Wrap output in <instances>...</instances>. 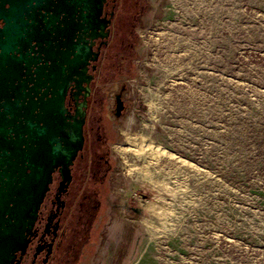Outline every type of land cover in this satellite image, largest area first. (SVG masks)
Wrapping results in <instances>:
<instances>
[{
	"label": "rangeland",
	"instance_id": "1",
	"mask_svg": "<svg viewBox=\"0 0 264 264\" xmlns=\"http://www.w3.org/2000/svg\"><path fill=\"white\" fill-rule=\"evenodd\" d=\"M145 6L86 264H264V0ZM126 132L198 170L120 153Z\"/></svg>",
	"mask_w": 264,
	"mask_h": 264
},
{
	"label": "water",
	"instance_id": "2",
	"mask_svg": "<svg viewBox=\"0 0 264 264\" xmlns=\"http://www.w3.org/2000/svg\"><path fill=\"white\" fill-rule=\"evenodd\" d=\"M33 1L0 6L1 13L8 12L0 15V264L24 249L52 172L59 166L67 170L82 148L83 120L67 121L64 99L68 83L83 75L90 57L86 39L102 29L97 0H59L51 15L43 7L41 16L48 17L43 46L34 32L25 31L24 41L37 43L30 52L39 53L28 57L29 46H18L23 26L17 23H27L20 10Z\"/></svg>",
	"mask_w": 264,
	"mask_h": 264
},
{
	"label": "flooded vegetation",
	"instance_id": "3",
	"mask_svg": "<svg viewBox=\"0 0 264 264\" xmlns=\"http://www.w3.org/2000/svg\"><path fill=\"white\" fill-rule=\"evenodd\" d=\"M6 1L0 0L3 9L9 8ZM97 1L101 4L102 29L94 38L86 39V45L91 47L90 57L83 75L68 83L64 99L67 121L83 120L82 148L67 170L59 166L52 172L26 245L8 264H86L90 255L92 233L114 168L106 121H118L127 110L128 84L124 76L130 73L136 54V30L146 7V0ZM58 5L59 0H34L22 6L20 14L27 23H17L23 26L18 46H29L28 57H37L39 53L30 52L31 46L37 50V43L24 41L25 31L34 32L40 38L38 44L43 46L42 33L48 20L41 16L45 13L43 7L51 8V15ZM2 13L8 16V12ZM3 26L0 20V29ZM115 77L124 79L118 86H110Z\"/></svg>",
	"mask_w": 264,
	"mask_h": 264
},
{
	"label": "bare ground",
	"instance_id": "4",
	"mask_svg": "<svg viewBox=\"0 0 264 264\" xmlns=\"http://www.w3.org/2000/svg\"><path fill=\"white\" fill-rule=\"evenodd\" d=\"M126 143L128 147L124 148L123 146L119 147L120 153L124 152H132L137 157H146L148 158V162L151 165H157L164 160H170L176 162L180 165L187 166L191 169L198 170V167L189 162L180 156L168 151L164 148V146L160 143H156L146 136L138 135V134H129L128 132L125 133ZM128 164V172L131 173L133 171L142 172L143 175H148L149 170L147 169V165L144 164L143 166H139L135 163H127ZM179 167V166H178ZM164 186V184H163ZM154 211L158 215H164V210L160 207H155Z\"/></svg>",
	"mask_w": 264,
	"mask_h": 264
}]
</instances>
